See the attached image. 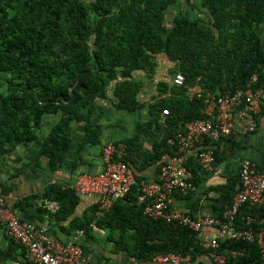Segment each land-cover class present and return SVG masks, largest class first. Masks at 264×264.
I'll return each instance as SVG.
<instances>
[{
    "label": "trees",
    "instance_id": "1",
    "mask_svg": "<svg viewBox=\"0 0 264 264\" xmlns=\"http://www.w3.org/2000/svg\"><path fill=\"white\" fill-rule=\"evenodd\" d=\"M169 10L174 11L170 21ZM263 25L264 0H0V157L16 144L35 140L34 129L43 117L54 115L39 154L47 156L51 168L60 167L70 144L68 127L85 120L81 108L105 97L111 86L117 109L141 107L137 94L142 82L133 79V72L151 77L162 53L173 62L172 83H159L170 95L149 104L151 117L123 140L122 159L136 171L165 163L163 156L178 150L167 142L178 125L205 117L206 94L232 93L247 84L264 87ZM178 72L184 77L180 85L173 82ZM195 85L201 89L191 94ZM86 128L84 143H96L98 129L88 123ZM219 140L212 143L217 142L216 159ZM183 165L196 185L203 177L197 159L190 157ZM134 174L137 180L145 179ZM237 189L235 181L226 186L227 204ZM135 192L132 187L96 221L111 225L113 219L112 226L121 231L122 242L128 239L135 258L172 251L194 259L207 253L197 232L145 215ZM69 194L50 185L39 197L57 200L64 208ZM34 198L38 195L27 197ZM248 214L261 217L262 211L241 206L235 225H243L242 217ZM217 250L226 264L261 259L253 241L225 238Z\"/></svg>",
    "mask_w": 264,
    "mask_h": 264
},
{
    "label": "crops",
    "instance_id": "2",
    "mask_svg": "<svg viewBox=\"0 0 264 264\" xmlns=\"http://www.w3.org/2000/svg\"><path fill=\"white\" fill-rule=\"evenodd\" d=\"M262 28L264 29V25ZM156 60L157 65L151 77L141 70L134 71L132 75L134 80L142 82L137 94L141 107L133 111L117 109L111 86L105 97H96L92 105L81 108L85 120L72 121L68 127L70 144L60 167L51 168L47 156L39 154L43 140L56 121L54 115L43 117L41 124L34 129L37 135L35 140L16 144L0 157V196L4 205L12 209L19 219L44 226L49 237L61 242L78 243L82 252L77 264H159L153 261V257L146 260L135 258L130 244L126 243L128 239L122 242L121 231L112 226L113 219L109 220L111 225L107 220L106 223L101 220L100 225L97 224L99 217L106 212L110 213V210L100 212L96 199L78 196L73 191L78 174H96L102 170L104 144L109 141L123 142L135 135L138 124L151 117L149 104L170 95V90L159 83H172L170 70V75L166 76L160 63L167 64L171 61L162 53L157 55ZM200 89L199 85H195L191 88V94L198 93ZM87 123L98 129L99 140L94 144L84 143ZM217 140L220 144L217 159L215 156V168L203 170V177L197 182L193 192L186 195L174 192L170 203L172 209L187 213L191 210L193 217H217L218 212H222L228 203L225 197L226 186L235 181V188L239 187L241 161L249 158L259 167H264V105L257 114L251 113L242 105L237 107L230 134ZM212 143V140L207 139L188 150L178 149L172 154H165L161 161L183 164L190 157L196 158L199 149L213 145ZM143 146L149 148L150 144L145 142ZM159 163L160 161L150 163L139 171L131 168L145 180H152L157 176L161 165ZM50 185H56L60 190L72 194L67 195L64 208L59 203L55 212L42 207L41 200L45 197H39ZM31 195H38V198L27 199ZM40 208L43 212H40ZM79 230L83 232L79 233ZM216 232L215 226L203 227L198 231L196 235L200 245L204 247V243L213 238ZM126 235L128 238V234ZM230 254L237 255L236 252ZM189 261L191 264H209L208 251ZM0 264H27L24 260V247L8 235L1 222ZM252 264L264 262L259 259Z\"/></svg>",
    "mask_w": 264,
    "mask_h": 264
},
{
    "label": "built area",
    "instance_id": "3",
    "mask_svg": "<svg viewBox=\"0 0 264 264\" xmlns=\"http://www.w3.org/2000/svg\"><path fill=\"white\" fill-rule=\"evenodd\" d=\"M183 81V75L176 73L173 82L180 85ZM204 102L205 117L179 124L167 140L169 145L176 144L179 150H188L204 140L215 141L229 135L237 107L242 105L253 114L259 113L264 105V87L253 88L247 84L245 88L232 93L206 94ZM161 112L168 114L167 109H162ZM124 150L125 144L121 141H109L104 144L102 170L96 174H78L73 185L74 193L96 199L100 212H104L135 187L136 201L143 206V212L148 217L167 223L176 222L195 232L203 227H216V235L203 245L208 250L209 264H226L225 255L217 250L218 241L225 238L255 242L264 262V167L244 158L239 167V187L221 215L193 217L187 212L172 209L170 205L174 192L186 195L196 190L190 169L183 164L165 162L160 165L156 178L137 180L133 169L122 159ZM196 159L203 170H213L214 146L208 145L199 149ZM245 204L261 209L262 216L245 215L242 217L243 225L236 226V214ZM41 206L55 212L59 208V202L44 198L41 200ZM0 222L4 224L8 235L24 247V260L27 264L78 263L82 252L78 243L61 242L49 237L44 226L19 219L12 209L4 205L1 196ZM189 260V255L172 251L158 253L153 257V261L159 264H191Z\"/></svg>",
    "mask_w": 264,
    "mask_h": 264
},
{
    "label": "rangeland",
    "instance_id": "4",
    "mask_svg": "<svg viewBox=\"0 0 264 264\" xmlns=\"http://www.w3.org/2000/svg\"><path fill=\"white\" fill-rule=\"evenodd\" d=\"M85 1H90V0H85ZM173 14H174V11L173 10H169L167 13H166V18H167V20L168 21H170V19H171V17L173 16ZM169 23V22H168ZM160 63L162 64V71L166 74V76H169L170 74H168L169 73V70L173 67V62H171V63H167L166 64V62L165 63H162L161 61H160ZM146 73V72H145ZM147 74V73H146ZM149 84V83H148Z\"/></svg>",
    "mask_w": 264,
    "mask_h": 264
}]
</instances>
